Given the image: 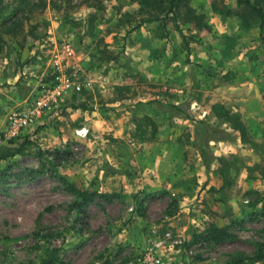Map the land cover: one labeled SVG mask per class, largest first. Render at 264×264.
<instances>
[{"label": "rangeland", "instance_id": "obj_1", "mask_svg": "<svg viewBox=\"0 0 264 264\" xmlns=\"http://www.w3.org/2000/svg\"><path fill=\"white\" fill-rule=\"evenodd\" d=\"M209 2L191 1L207 28L179 33L117 27L136 9L123 0L106 1L91 26L84 0H46L26 15L25 44L4 37L0 149L22 153L0 160V264H264L250 259L264 253V114L192 106L218 60L264 63V50L256 25ZM204 44L221 45L208 68L194 62ZM219 80L246 94L230 68ZM72 190L94 194L82 214Z\"/></svg>", "mask_w": 264, "mask_h": 264}, {"label": "trees", "instance_id": "obj_2", "mask_svg": "<svg viewBox=\"0 0 264 264\" xmlns=\"http://www.w3.org/2000/svg\"><path fill=\"white\" fill-rule=\"evenodd\" d=\"M5 0H0V51L2 45L5 43L4 37H10L11 39H19L20 45L26 43V41L32 37L31 30H25V21L28 14L36 13L37 10L45 8L46 0H40L39 4H34L31 0H14L17 1L14 8H12L9 14L5 13V7L3 6ZM110 0H84V5L91 9L92 12L88 14L86 25L91 26L93 20L99 13L105 9V2ZM127 3L136 6V9L130 13L126 12L120 15L119 24L117 27H125L129 32L135 31L141 28L145 24L159 23V28L164 32L167 31L169 23H173L175 31L180 32V24L187 25L188 30L199 31L205 30L207 24L204 20L202 13H199L195 8L191 6L192 0H123ZM211 10L215 14L222 15L224 17L235 16L237 17L243 27L249 25H256L259 29L258 43L259 47L264 50V0H236L237 11L235 13L227 6L225 0H209ZM127 31V32H128ZM181 37L184 36L181 35ZM148 121V119H147ZM11 144V142H9ZM20 148L3 147L0 149V160L4 161L8 158L15 157L21 154ZM61 183L67 185L69 189H72L67 181L58 177ZM74 195V201L72 208L78 212V214L84 213L86 206L93 200L94 194L86 190H72ZM257 214L264 219V207L257 210ZM80 216V215H79ZM215 240H217L215 238ZM53 252H56L55 250ZM253 261L264 262V253L259 246L252 256ZM57 259H51L43 264H63L62 261L55 262ZM244 260L239 259L237 264L242 263Z\"/></svg>", "mask_w": 264, "mask_h": 264}, {"label": "crops", "instance_id": "obj_3", "mask_svg": "<svg viewBox=\"0 0 264 264\" xmlns=\"http://www.w3.org/2000/svg\"><path fill=\"white\" fill-rule=\"evenodd\" d=\"M217 47V50H212L210 52L209 45H202V47L195 48L193 52L194 62L202 63L203 66L207 67L208 65L211 67L215 64L214 57L217 58V55L220 52V46L214 44ZM200 57V58H198ZM230 62L233 63V66L230 63H226L227 61L218 60L217 63L220 65L222 62L224 64L217 66L216 70L210 69L211 72L217 71L219 75L214 77H209L204 80L203 77L201 79L202 87L204 88L202 92V101L199 103L197 100H194L192 106L195 111L200 109L205 113L208 112V108L216 103L227 104V101L234 103V111L242 114H247L248 117H256L257 115L264 114V97L261 96L258 92L254 91V86L260 84H264V63L259 62H250L245 61L241 57L236 58L232 56ZM200 61V62H199ZM230 65V66H229ZM245 70H243L244 67ZM208 68V67H207ZM230 68V79L233 81L234 85L242 84L244 82V90L246 92L245 95H239L234 93H229V86L222 83V81L218 82V79L223 75H226L228 69ZM233 69V70H231ZM197 70H195V73ZM225 78V77H223ZM210 79V80H209ZM211 83H214L211 85ZM257 91V90H256ZM238 95V96H237ZM219 105V104H217ZM198 108H197V107ZM215 106V105H214ZM258 109V111H257ZM246 112V113H245ZM261 123L264 124V118L260 119Z\"/></svg>", "mask_w": 264, "mask_h": 264}, {"label": "built area", "instance_id": "obj_4", "mask_svg": "<svg viewBox=\"0 0 264 264\" xmlns=\"http://www.w3.org/2000/svg\"><path fill=\"white\" fill-rule=\"evenodd\" d=\"M67 88H69V85L66 82H64L63 85H62V90H66ZM29 115L30 114H24L23 117L20 119L19 124L20 125L26 124V119H28ZM13 123L16 124V120H14Z\"/></svg>", "mask_w": 264, "mask_h": 264}]
</instances>
